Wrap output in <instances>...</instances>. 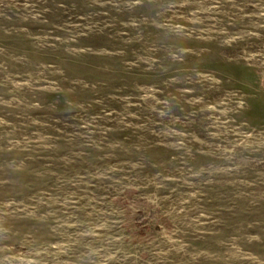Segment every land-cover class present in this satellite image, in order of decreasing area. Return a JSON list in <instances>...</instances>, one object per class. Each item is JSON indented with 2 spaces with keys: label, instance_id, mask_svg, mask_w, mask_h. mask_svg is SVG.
I'll return each instance as SVG.
<instances>
[{
  "label": "rangeland",
  "instance_id": "1",
  "mask_svg": "<svg viewBox=\"0 0 264 264\" xmlns=\"http://www.w3.org/2000/svg\"><path fill=\"white\" fill-rule=\"evenodd\" d=\"M0 264H264V0H0Z\"/></svg>",
  "mask_w": 264,
  "mask_h": 264
}]
</instances>
